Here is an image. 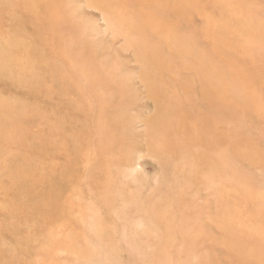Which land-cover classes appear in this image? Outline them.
<instances>
[{"label":"rangeland","instance_id":"374dc122","mask_svg":"<svg viewBox=\"0 0 264 264\" xmlns=\"http://www.w3.org/2000/svg\"><path fill=\"white\" fill-rule=\"evenodd\" d=\"M0 264H264V0H0Z\"/></svg>","mask_w":264,"mask_h":264},{"label":"bare ground","instance_id":"6f19581e","mask_svg":"<svg viewBox=\"0 0 264 264\" xmlns=\"http://www.w3.org/2000/svg\"><path fill=\"white\" fill-rule=\"evenodd\" d=\"M46 211V210H45ZM70 216V215H69ZM68 219V218H67ZM76 249V248H75Z\"/></svg>","mask_w":264,"mask_h":264}]
</instances>
